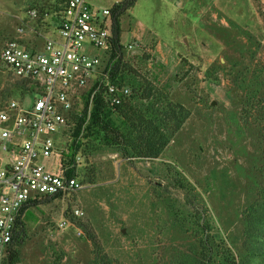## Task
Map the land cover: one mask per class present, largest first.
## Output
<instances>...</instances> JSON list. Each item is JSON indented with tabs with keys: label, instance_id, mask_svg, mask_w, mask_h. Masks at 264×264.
Masks as SVG:
<instances>
[{
	"label": "rangeland",
	"instance_id": "obj_1",
	"mask_svg": "<svg viewBox=\"0 0 264 264\" xmlns=\"http://www.w3.org/2000/svg\"><path fill=\"white\" fill-rule=\"evenodd\" d=\"M88 1L111 9L123 0ZM30 2L0 0V50ZM121 26V44H141L121 51L122 85L164 89L189 117L157 159L101 145L89 161L83 153L82 189L30 208L37 222L25 227L18 264H89L88 235L118 264H176L195 246L196 212L203 234L229 245L236 262L257 264L243 218L264 187V88L250 112L243 108L249 82L264 80V0H189L181 8L174 0H137ZM17 81L0 62V105L21 97L4 94ZM137 95L126 101L128 115L147 106ZM120 116L113 112L118 124ZM63 144L41 161L53 172ZM63 219L69 225L60 229Z\"/></svg>",
	"mask_w": 264,
	"mask_h": 264
},
{
	"label": "built area",
	"instance_id": "obj_2",
	"mask_svg": "<svg viewBox=\"0 0 264 264\" xmlns=\"http://www.w3.org/2000/svg\"><path fill=\"white\" fill-rule=\"evenodd\" d=\"M37 2L18 18L16 35L0 50L5 70L26 82L28 89L19 99L0 105V264L19 213L29 202L82 189L79 177L85 159L81 149L66 164L61 161L63 151L59 153L57 172L41 161L58 152L62 141L66 149L76 117L86 124L96 98L114 112L131 94L128 86L112 80L113 62L119 57L112 9L88 0ZM119 45L120 52L141 47L139 42ZM84 124L78 139L84 134ZM68 225L63 219L58 227ZM77 234L82 236L81 231Z\"/></svg>",
	"mask_w": 264,
	"mask_h": 264
},
{
	"label": "trees",
	"instance_id": "obj_3",
	"mask_svg": "<svg viewBox=\"0 0 264 264\" xmlns=\"http://www.w3.org/2000/svg\"><path fill=\"white\" fill-rule=\"evenodd\" d=\"M37 1L31 0L28 4L29 7L34 8L38 3ZM136 1L123 0L111 8L112 33L115 47L118 48L117 53H119L118 59H115L114 56L111 57V60L115 59L112 68V80L116 84H123L127 77L123 64H121L122 54L120 49L122 47L119 45L121 35L120 18ZM134 78L136 76L131 77L129 81L134 83ZM252 80L249 82L251 85H248L250 88H245L249 99H246L243 111L249 110L247 112H250L254 106L250 101H254L257 98V93L262 91L260 89L264 88V80L256 85L254 84L258 79L254 78ZM140 87L142 88L141 93L137 95ZM12 88L10 91H5L4 94L18 93L19 96H23L26 90H28L27 83L23 81H17ZM129 88L131 90L129 99H133L137 95L147 103V106L141 111L142 113L135 115L133 112L131 115H128L124 108L127 107V110H129V105L125 102L116 110L119 111L122 118L118 124L114 120L113 112L106 109L100 99L96 98L90 110L89 121L86 124H84L82 118L76 117L74 133L71 135L72 139L69 141L66 151L61 153L62 163L66 164L70 162L80 149L86 154V159L88 160L91 153L96 151V147L99 145L117 149L128 158L154 160L161 155L173 136L188 119L189 111L180 103L171 102L166 90L160 91L159 89H154L147 81L141 84L138 82L134 86L130 84ZM83 114L85 115L84 110ZM83 124L84 134L81 139H78L77 135ZM60 198L61 196H55L45 198V200L51 201ZM37 204H39L38 200L31 201L20 211L16 220L15 232L3 264L19 263L20 248L24 245L26 237L25 227L27 224L37 222V218L29 210L37 206ZM195 215V246L192 250L187 251V253L177 259L175 261L176 264H250L249 261L247 263L236 262L229 245L225 244L223 240L217 241L214 235L203 234V226L202 228L200 227L203 218L197 212ZM244 215L243 220L247 235L246 243L249 244L247 245V250L252 258L257 261V264H264V187L259 192L255 205L249 207ZM87 240L91 241L93 247V258L89 264H118L102 252V248L93 236L88 235Z\"/></svg>",
	"mask_w": 264,
	"mask_h": 264
},
{
	"label": "crops",
	"instance_id": "obj_4",
	"mask_svg": "<svg viewBox=\"0 0 264 264\" xmlns=\"http://www.w3.org/2000/svg\"><path fill=\"white\" fill-rule=\"evenodd\" d=\"M189 0H174V4H175V7L176 8H181L186 2H188ZM118 3H120V1L118 2V1H116L115 3H114V5L115 4H118ZM125 14V13H124ZM122 17V16H121ZM120 27H121V35H120V41H121V37H122V35H123V28H122V26H121V18H120Z\"/></svg>",
	"mask_w": 264,
	"mask_h": 264
}]
</instances>
